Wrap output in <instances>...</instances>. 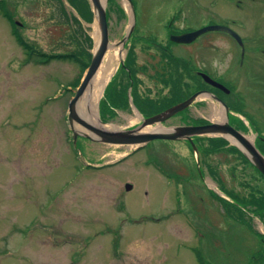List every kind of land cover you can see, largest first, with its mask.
Returning a JSON list of instances; mask_svg holds the SVG:
<instances>
[{"label":"rangeland","instance_id":"374dc122","mask_svg":"<svg viewBox=\"0 0 264 264\" xmlns=\"http://www.w3.org/2000/svg\"><path fill=\"white\" fill-rule=\"evenodd\" d=\"M102 2L113 46L133 21L130 5L127 0ZM132 2L133 35L113 62L97 103L98 119L108 130H124L140 120L135 110L116 105L132 107L137 96L145 101L146 112L158 110L197 89H210L191 66L223 70L232 56H239L233 39L215 31L170 45L167 35L173 32L166 25L179 8L176 27L229 25L245 38L256 24L257 47L264 50V0ZM82 3L76 9L68 0H0V249L5 248L0 264H199L197 257L204 264H264L261 221L249 205H237L230 194L225 196L210 177L215 174L242 198L255 193L251 188L264 191L262 180L227 148L209 152L211 135L198 138L200 153L181 140L129 147L99 142L74 122L78 133L91 136L74 140L67 113L83 70L70 60L28 59L16 35L30 52L45 54L85 51L86 35L92 38V52L96 17L90 0ZM87 6L92 16L85 20L80 11ZM258 11L262 13L255 14ZM152 37L187 63L182 60L186 64L181 68L165 62L163 51L147 40ZM246 46L255 53L254 44ZM111 48L99 68L107 63ZM123 60L133 70L135 86L127 93H122L129 84ZM160 68L164 74L155 72ZM234 87L260 120L252 130L264 135V85L241 78ZM215 105L212 97L202 95L161 126L173 128L182 119L196 117L212 120ZM99 109L102 116L110 113L102 118ZM260 142L259 148L264 146Z\"/></svg>","mask_w":264,"mask_h":264},{"label":"water","instance_id":"95a60500","mask_svg":"<svg viewBox=\"0 0 264 264\" xmlns=\"http://www.w3.org/2000/svg\"><path fill=\"white\" fill-rule=\"evenodd\" d=\"M105 1V0H104ZM129 5L132 6L131 0H127ZM91 5L94 10V14L96 17V22L99 30V42L96 45L91 62L86 70V73L83 77L82 82L79 87L76 89L73 98L71 99L68 107V121L73 131L74 138L77 135H83L85 137L91 138L88 133L80 132L78 133L76 129H74V122L80 124L88 131L92 132L96 140L100 142L110 143V144H145L146 142L157 139V138H165V139H179V138H187L190 139L192 135H200V134H213L216 132H223L224 134L233 135L239 142H241L250 154V158L259 171L264 175V156L260 154V152L252 145L242 134L232 128L229 124L218 125L216 123L205 124V125H190V126H182L176 127L173 129L164 130H156V131H147L144 132L142 129L148 125L153 124H161L164 120L168 119L175 113L185 109L197 96L202 94L203 92L199 91L194 93L192 96L187 98L186 100L177 103L160 113H157L153 116L147 117L143 119L142 123L135 128L127 129V130H108L96 127L95 125L89 123L84 118H82L76 110V105L82 94L84 93L87 85L95 75L97 69L99 68L104 54L109 46V35H108V25L106 18V9L102 1L100 0H90ZM134 28V20L129 28L127 35L122 39L121 43H124L130 33ZM210 30H224L234 36L238 41L241 42L240 37L236 34L232 29L223 25H207L198 30L192 32H186L179 35H172L170 38L176 42L187 43L193 41L200 34L210 31ZM202 78L209 84L214 86H220L219 83L211 79L206 74H201ZM102 123V122H101ZM131 185L127 184L126 189H130Z\"/></svg>","mask_w":264,"mask_h":264},{"label":"flooded vegetation","instance_id":"af4514ba","mask_svg":"<svg viewBox=\"0 0 264 264\" xmlns=\"http://www.w3.org/2000/svg\"><path fill=\"white\" fill-rule=\"evenodd\" d=\"M260 15L262 12L258 11L255 12V14ZM173 15L172 19L167 23L166 27H167V31L168 32H173L174 34H178L181 32H184L186 29L183 27H179V26H173V22L174 20H176V17L179 15H182V10L179 8V10H176V12ZM187 16V14H186ZM180 20H177L176 22H179ZM187 21V19H186ZM229 26V25H227ZM230 28H232L231 26H229ZM254 30H253V34L251 32H248V34H246L247 36L245 38H241L242 39V44H240L238 41L235 40V38L232 37V35H230L227 32L224 31H217L219 34L223 35V36H229L233 39V42L235 44L238 45V47L240 48V52H239V56L237 57L236 55L230 58V62L231 64L226 66L223 70H219L217 69H212V71H206L203 70L200 67H196V66H191L192 72L194 74H199L200 71L206 72L208 74H210L213 78H215L216 80L220 81L223 85H225L229 90H225V89H221V88H214V98L213 103L216 104V108L217 109H221V114H220V118L218 120H215L214 118L209 121L211 122H215L218 124H223L224 122L229 123V125H231L232 127L238 129L240 132H244L250 130L253 127H257L258 124L260 123L259 118L257 117V115H255L253 112H251L248 108V104L247 102L244 100V97L242 96V93H239L236 91V88L234 87L235 83L240 86V79L245 78V79H249V78H254V79H258L262 82V84L264 85V56H258L257 54L259 53H264V50L262 51L261 49H258V45L257 42L259 41L260 37L258 36V34H255L258 31V29L256 28V24H254ZM233 29V28H232ZM257 29V30H256ZM235 30V29H233ZM187 31V30H186ZM237 32V31H236ZM262 31H260L261 33ZM169 33L167 35V38L169 39L170 37ZM245 41V39H247ZM261 38H264V33H261ZM152 41L151 43L157 45V47L163 49L164 52H168L169 54H171V51H169L167 49V46L165 45H161L159 43H157L158 41H155L154 37H152ZM249 44V46H254L255 48V53L252 54L251 51L254 50L251 49L250 51H247V46L246 44ZM243 45V46H242ZM160 49V50H161ZM217 53V52H216ZM217 55H219L217 53ZM241 69H243V71L239 72ZM156 73L158 74H164V68H160V70H155ZM143 102L145 101H140L139 98L136 99L135 103L136 106L143 108ZM222 103H225L228 106V110H227V114L228 117L225 118L224 117V108L222 106ZM138 107V108H139ZM148 116V114H145L143 117ZM182 125H198V117L193 118V119H187V120H180V124L178 126H182ZM261 126V125H260ZM247 129V130H246ZM256 141H261L260 143H264V136H262L260 133H256L255 137H254V143L256 144ZM230 145H235L234 142L229 141ZM257 145V144H256ZM262 150V149H261ZM232 152V154L237 157L240 158L242 161H245L244 164V168H247L251 165L250 161L248 159L243 158V155L239 152L236 151H230ZM264 152V151H263ZM223 182V181H222ZM228 191H236L235 188H227ZM240 189V188H238ZM5 248L0 249V252H4ZM8 259H2V263L4 261H6Z\"/></svg>","mask_w":264,"mask_h":264},{"label":"bare ground","instance_id":"6f19581e","mask_svg":"<svg viewBox=\"0 0 264 264\" xmlns=\"http://www.w3.org/2000/svg\"><path fill=\"white\" fill-rule=\"evenodd\" d=\"M92 34L94 36V42L96 46L99 42V30L97 26L94 27ZM109 47L110 48L112 47V48L110 50L107 63L105 65H102L101 68L97 69L95 75L93 76L89 84L87 85L84 93L82 94V96L80 97L76 105L77 113L82 118H84L87 121H91L92 123H94L96 127L103 128V129H107L106 128L107 126L103 125L98 119V115H97L98 99L102 93L104 85L109 79V76L112 74L113 62L118 57L122 56L123 54L122 46L120 44H114L113 46H109ZM220 114H221V109H217L216 112L214 113V119L218 120L220 118ZM147 130H151V131L162 130V127L147 126L144 128V131H147ZM89 133L93 135L92 132L89 131ZM231 141H234V140L231 138ZM129 147H132V146H129Z\"/></svg>","mask_w":264,"mask_h":264},{"label":"trees","instance_id":"16d2710c","mask_svg":"<svg viewBox=\"0 0 264 264\" xmlns=\"http://www.w3.org/2000/svg\"><path fill=\"white\" fill-rule=\"evenodd\" d=\"M68 1L73 6H75L76 9H77L78 3L83 2L80 6H84V2H85V0H68ZM83 9H84L83 12L80 11L82 18L85 20L90 19V17L92 16L91 10H89L88 6H87V9L85 7ZM16 39L25 48L26 52L28 53V59H30L31 56H36V60L39 62H47L52 58L70 60L72 62L79 64L81 69L84 71V69L88 66L90 58H91V52L89 50L92 48V38L90 36H87V39H86V35H85V40L88 43V49H86L85 51L82 49L78 52L62 53V54H45L42 52L37 53L36 51L30 52L29 45H27L26 43H23L22 40L19 38L18 34L16 35ZM83 56L84 57L86 56L87 60H84ZM153 111L156 112L157 109L153 110ZM226 143H227V141L223 138H210L209 139V145H210L209 146V148H210L209 152H212L214 149H218V148L223 147V145ZM232 149L236 152H239V150L236 149L235 147H232ZM243 158L245 159L244 155H243ZM241 201L244 204H247L243 200H241ZM246 201H248V202L250 201V203L252 204L251 205L252 206L251 212L260 218V220L263 222V226H264V196L263 195L262 196H260V195L256 196V195L252 194L249 199H246ZM261 238L264 241V235H261ZM198 261L200 264H204L202 262V260L200 259V257L198 258Z\"/></svg>","mask_w":264,"mask_h":264}]
</instances>
